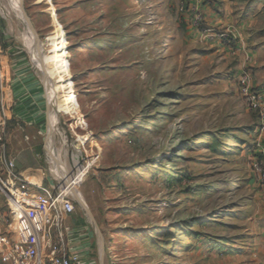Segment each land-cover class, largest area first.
<instances>
[{
	"label": "rangeland",
	"instance_id": "obj_1",
	"mask_svg": "<svg viewBox=\"0 0 264 264\" xmlns=\"http://www.w3.org/2000/svg\"><path fill=\"white\" fill-rule=\"evenodd\" d=\"M202 4L221 14L219 0H24L44 71L23 20L7 16L11 0H0L8 152L60 178L47 138L51 79L62 104L51 144L67 172L77 159L81 192L88 183L82 195L105 239V264H264L262 118L241 94L250 70L238 66L239 37ZM223 31L233 43L216 35ZM21 61L19 74L44 95L29 129L13 91ZM84 149L99 153L85 177ZM10 218L0 189V225Z\"/></svg>",
	"mask_w": 264,
	"mask_h": 264
},
{
	"label": "built area",
	"instance_id": "obj_2",
	"mask_svg": "<svg viewBox=\"0 0 264 264\" xmlns=\"http://www.w3.org/2000/svg\"><path fill=\"white\" fill-rule=\"evenodd\" d=\"M216 35L228 43L236 38L225 31ZM1 65L0 59V87ZM240 82L242 96L259 113L264 127V89L252 86L248 72ZM25 138L31 139L29 135ZM98 155L82 151L84 177ZM55 181L54 187H46L18 171L16 159L7 149L6 123L0 120V189L11 212L7 225H0V259L5 264H82L79 253L71 251L67 241L70 227L66 217L76 211L75 196L60 178Z\"/></svg>",
	"mask_w": 264,
	"mask_h": 264
},
{
	"label": "crops",
	"instance_id": "obj_3",
	"mask_svg": "<svg viewBox=\"0 0 264 264\" xmlns=\"http://www.w3.org/2000/svg\"><path fill=\"white\" fill-rule=\"evenodd\" d=\"M191 1L194 3L195 0ZM219 1L222 4L218 8L221 14L212 13L213 11L209 4H202L203 12L215 25L229 26L236 32L239 37V43L234 53L237 55L238 66L247 65L250 70L252 86L264 88V0ZM218 45L220 48L223 47L220 42H218ZM28 47L32 51L29 45ZM223 48L226 49V47ZM23 65L25 63L21 61L13 66V68L15 67L14 70L18 72L17 78L13 82V91L16 106L22 109L19 111L21 118L28 126V128L27 126L25 127L29 129L32 121L29 122L27 119L34 118V114L41 110V102L44 99V95L38 90L39 85H35L32 82L34 81L32 75L19 74L21 69L17 67L21 68ZM41 66L45 71V67ZM42 120L41 118V120H38V122L34 121V123L39 124ZM43 129V124H40L37 132L42 134ZM14 158L16 159L17 169L22 175L35 178L46 187H54L56 185V177L49 174L46 175L42 172L41 166L28 162L19 164L17 158ZM39 176H41V179ZM85 183L83 182L82 184V193L87 197L89 186L88 183ZM66 224L70 227L67 236L68 246L71 251L79 253L82 264H101L100 239L92 222L77 210L66 217Z\"/></svg>",
	"mask_w": 264,
	"mask_h": 264
},
{
	"label": "bare ground",
	"instance_id": "obj_4",
	"mask_svg": "<svg viewBox=\"0 0 264 264\" xmlns=\"http://www.w3.org/2000/svg\"><path fill=\"white\" fill-rule=\"evenodd\" d=\"M20 3H21V0H11V6H12L11 8L12 9L9 10L7 16L11 15V12H13L14 14H17V16L20 17L23 20V15H22V12H21V5H20ZM23 24H24V27L27 29V34H28L27 39L29 41V44H31V46L33 47V49L35 51H37V53L39 54V61H40V63L43 64V66L45 67V69L46 68H49V63L48 62H45V51L43 49V45L39 42V40L35 36L34 29H33V25L31 23V20H28V18H27V20H23ZM29 36L35 42H31V40H29ZM47 83H48V85H49L50 88L52 86V89H50V93H51L50 96H51V101H52V105H53V117L51 119V133H50L51 135H49V145L51 147V151H52L54 157H56L55 159H58L59 160V162L56 163V164H58L57 165L58 166V170H57L56 167L55 168L59 172L60 179L63 180V178H64L63 181L65 182L66 185L69 186L67 179L73 183L72 184L73 187L69 186V189L73 193V195L76 196V197H80L82 195V192L79 189V183L77 184V182H75L76 181L75 180V177L78 178V162H77V159H76V155H75V159H76L77 170L75 172H73V174H71V173L67 172L66 165L63 162L62 157L60 156V158H59V155L60 154L57 152V150L55 151L54 147L51 144L52 137H53V133H54V129H55V126H56L55 125L56 124V120H57L56 116H58L59 113H60V111L62 110V104H61V101L58 98V94L54 90V87H53L54 86V82L51 79H47ZM50 136H52V137H50ZM40 177L41 176H39V178Z\"/></svg>",
	"mask_w": 264,
	"mask_h": 264
},
{
	"label": "water",
	"instance_id": "obj_5",
	"mask_svg": "<svg viewBox=\"0 0 264 264\" xmlns=\"http://www.w3.org/2000/svg\"><path fill=\"white\" fill-rule=\"evenodd\" d=\"M20 5H21V12L23 15V20H27L28 17H27L26 11H25L24 0H21ZM28 20H29V18H28ZM49 134H50V122H49V127H48V137L47 138H49ZM75 201L78 205H80L85 210L87 215L92 219L93 223L96 226L98 236H101L100 257H101V264H105V253H106L105 239H104V237H103V235L99 229V226L97 224V220L95 219L94 214L91 211V209H90L89 205L87 204L83 195H81L80 197L75 196Z\"/></svg>",
	"mask_w": 264,
	"mask_h": 264
}]
</instances>
